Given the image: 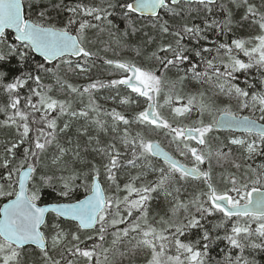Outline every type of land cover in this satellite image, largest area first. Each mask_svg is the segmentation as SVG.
<instances>
[{"label":"snow or ice","instance_id":"snow-or-ice-1","mask_svg":"<svg viewBox=\"0 0 264 264\" xmlns=\"http://www.w3.org/2000/svg\"><path fill=\"white\" fill-rule=\"evenodd\" d=\"M230 3L245 8L241 21L251 20L258 26L259 34L247 39L233 38L230 42L213 41L211 47H189L183 43L185 39L208 40L207 30H215L217 34L231 31L232 12L224 3L219 4V9L226 14L223 21L209 23L205 18L203 27L185 23L172 28L161 16V11L178 17L184 14L188 5L195 4L206 13H212L217 0H102L101 5L85 4L83 0L69 5L59 0L52 4V8L58 10V16L68 14L61 23L51 19L46 5L40 6L43 0H29V9H39L35 19L26 15L24 0H0V64L15 59L18 67L24 69L31 54L38 53L43 58V62H36L34 69L20 71L7 82L9 72L0 68V89L7 95V102L0 106V112L6 116L0 126L15 128L16 132L14 139L4 143V155L0 158V168L6 170V175L0 179L8 182L6 187L0 184V197L9 198L0 208V264H81V261L83 264H113L110 257L134 255L137 249L150 250L147 264H206L211 246L219 240L226 241L231 249H239L241 253L245 248L264 249V162L255 167L247 163L257 156H264V124H259L251 116L238 114L249 109L259 111V119L264 121V11L249 0H230ZM117 8L125 22L122 36L127 37L129 31L133 35L140 31L132 20V16L137 15L148 19L150 27L158 28L162 37L171 35L173 42H161L150 53L148 59L155 61L154 67L123 59H105V64L120 70L119 79H112L107 84L94 81L82 89L69 83L66 79L68 73H86L91 67L90 61L97 56V52L89 47L93 43L88 35L90 30L99 29L102 33L106 29L101 25L106 24L110 37L118 45L123 43L117 33L111 31L116 25L110 19L113 12L109 9ZM154 41L155 37H148L147 43ZM134 50L137 55L141 54L138 48ZM253 69L256 75L250 82ZM173 70L174 79L169 78ZM40 73L50 74L59 89H66L69 95L83 97L88 94L89 104L74 110L72 100L49 95L53 85L44 84ZM241 75L245 77L243 87L237 83ZM190 82L200 85V89L185 93ZM204 85L208 88L204 89ZM118 86L128 90V95L120 98V104H136L139 108L142 99L146 107L133 111L130 117L116 109L104 113L112 120L111 131L118 135L113 142L94 147L92 151L106 159L102 167L115 192L111 195L105 193L98 182L100 169L93 163L90 173L72 172L68 176L55 177L62 184L58 194L63 197L70 196L76 180L82 177L85 181L90 180L91 183L86 185L90 194L85 200L40 206L42 189L54 188V176L39 167L43 158L55 149L51 160L54 166L65 163L69 153L74 161L83 162L80 145L65 147L59 142V134L69 131L71 119L88 120L89 109L98 111L91 96L92 90ZM23 89H27V93L21 95ZM208 91L216 100L220 97H226L229 102L234 100L237 111H233L231 103L216 107V100L206 94ZM161 98L163 103H160ZM214 111L218 115H213ZM194 113L198 118L191 124L185 123ZM206 114L212 119L206 121ZM65 116L70 119L61 127L58 121ZM92 123L107 131L104 121L95 119ZM133 126L139 129L135 134L132 133ZM223 128L241 129L254 134V138L248 142L232 137L226 144L213 148L210 144L212 133ZM33 130L35 135H32ZM77 133L86 135L87 129H77ZM153 134L167 139L175 155L162 147L161 141L153 138ZM93 139L89 136V143ZM67 143L72 144L71 138ZM25 144L23 160L18 167L13 166L16 150ZM96 144H100L98 139ZM230 146L242 149L243 164L231 158ZM225 148L228 150L224 151ZM181 158L190 159L191 167ZM213 159L218 164L229 162L237 170L220 174L225 185L223 190L213 183ZM204 165L207 166L202 168ZM125 167L135 169L136 173L129 174L121 188L118 173ZM242 167L245 171L238 175ZM150 174L155 178L148 179ZM189 179L200 181L206 190L183 200L178 185ZM159 195L165 199L171 197L172 204L169 218L162 217L157 221L162 225L157 228L149 222L148 213L150 202ZM49 212H54L57 218L50 225L45 219ZM214 214H221L222 218L209 231L202 221ZM61 217L76 222V231L70 233L71 241L75 243L70 247L64 244L69 233L61 228ZM248 221L255 222L256 227L253 229ZM229 222L230 230L227 228ZM121 225L125 226L119 227ZM110 229H113L111 245L105 247ZM193 229L201 231L200 237L194 242L183 241L181 237ZM218 229L224 230L223 236L213 235ZM48 231L50 244L46 238ZM85 231L93 233L85 239L94 240L95 237L91 248L81 246L84 242L79 233ZM130 235L135 243L130 249L121 251L118 246ZM253 235L261 242L245 243ZM173 248L175 255L169 254ZM224 261L225 264H255L254 260L241 255L233 260L226 254Z\"/></svg>","mask_w":264,"mask_h":264},{"label":"trees","instance_id":"trees-1","mask_svg":"<svg viewBox=\"0 0 264 264\" xmlns=\"http://www.w3.org/2000/svg\"><path fill=\"white\" fill-rule=\"evenodd\" d=\"M59 0H43V4L40 5L43 7L46 5L49 10V15L51 19L56 23H61L64 19L67 18V13H61L58 16V10L52 8V4L58 3ZM66 4L72 5L77 2V0H64ZM85 4H94V5H101L102 0H83ZM250 3H253L257 6V8L260 11H264V6H262V0H249ZM224 3L229 10L232 12V20L233 23L231 25V31L227 34H217L215 30H207L206 35L208 36V40L196 42L194 40H188L185 39L183 43L188 45L189 47H200L203 46H212V42H222V41H229L233 38H245L247 39L250 36H254L259 34V28L257 25H253L251 20L248 21H241V17L244 15L245 8L243 6L237 7L234 4L230 3V0H217V7L213 10L212 13H206V10H203L198 5H188L185 8L184 14L182 16L178 17H171L165 14L163 11H161V16L164 20H167L169 25L172 28L178 27L180 25H183L185 23L191 25H199L201 27L204 26V20L207 18L208 22L210 23L212 20L223 21L225 18V12L221 9H219V4ZM24 6L26 9V15H30L33 19L36 18V12L39 10L37 7H33L29 9V0H24ZM106 6V5H105ZM189 9H197L195 11H189ZM109 11L113 12V15L110 17V19L113 20V23L116 25V28H112V32L117 33V37L123 41L121 44H117L115 40H113L108 31V26L106 24L101 25V27H104L106 30L104 32H100L99 29H92L89 31L88 35L89 38L93 40V43L89 46L92 51L97 52V56L93 57L90 61L91 67L89 68V71L86 73H68L66 76V79L69 83H72L75 86L81 87L84 85H87L88 83L94 82V81H101L105 84H107L112 79H119L122 75L120 70L115 69L112 66H109L104 63L105 59H123V60H129L132 61L138 65L144 66V67H154L155 61L149 60L148 56L151 52L155 51L157 46L163 42V43H169L173 42L174 38L171 35H165L162 37V35L159 32V29H153L149 25V20L145 18H140L137 15L132 16V20L135 23V26L140 29L135 35L131 34L129 31V35L127 37L122 36L121 33L123 32V29L125 27V22L121 16V10L119 8L112 10L109 9ZM93 23H98L96 21H92ZM119 29V31H117ZM147 33V36L145 35ZM148 37H155V41L151 44L147 43ZM11 38V37H10ZM107 48V51H104V49ZM139 49L141 54L137 55L136 51L134 49ZM6 51V49H5ZM43 62V60L39 57H37L35 54H31L28 62L25 65L24 69H20L17 65V61L15 59H10L6 64H0V68L7 70L9 72V76L6 78V82L10 81L13 75L19 74L20 71L24 70H32L35 68L36 62ZM56 62H53L55 64ZM52 66V65H48ZM42 81L44 84H51L53 85V90L49 95L53 96L57 99L62 100H72L73 101V109L74 110H80L81 108H84L85 105L89 104V96L88 94H85L83 97L77 95V94H71L67 92L65 89L64 91H61L59 89V86L55 84L54 78L47 73H40ZM61 75H64V73H61ZM256 75L255 70H251V75L249 76V81L252 82V78ZM169 78L174 79L175 78V71L169 73ZM245 77L241 75L240 80L237 81V83L240 84L241 87H243V80ZM33 86V85H30ZM258 87V85H257ZM204 89L208 88V85L203 86ZM198 89H200V85H197L195 83L190 82L186 88L185 93L188 92H195ZM27 93V89L21 90V95H24ZM208 96H211L214 100H216V97L213 96V93L211 91H208L206 93ZM128 90L125 89L123 86H118L117 88H98L95 90H92L91 96L92 99L95 100L96 106L98 107V111H91L89 109V119L85 120L83 118L79 119H71V128L68 132L59 134V142L63 144L65 147H71L75 148L76 144L78 143L80 145V152L81 156L83 157V162L81 161H74L72 159V154L69 153L67 157H65V163H62L59 165V167L52 165L51 160L53 153L55 149H52L48 152V154L43 158V163L39 165L42 171L46 172L48 175L54 176L53 185L54 188H43L42 194H41V200L38 201L39 205L48 204V203H59V202H75L82 197H84L88 193V189L86 187L87 184H90V180L85 181L83 177L79 180H76L74 184L71 187V193L68 197L60 196L58 193L62 190V184L59 182L58 179H55V177H59L61 175L68 176L72 172H76L77 174L80 173H90L91 164H96L97 167L100 169V174L98 176V179L102 185V188L105 190V193L107 195H111L113 192H115L114 185H111L106 180V174L104 172V169L102 165L106 163V159L100 155H98L96 152L92 151L94 147H103L106 146L108 143L113 142V138L118 135V133H113L111 131V125L112 120L110 117L104 115L105 111H111L112 109H116L117 111L121 112L122 114H125L126 116H131L133 111L139 110L140 108L146 107V104L143 102V100H140L139 108L136 104H130V105H122L120 104V98L127 96ZM133 98H135L133 96ZM35 99V98H34ZM7 102V95L3 93L2 89H0V106H3ZM160 103H163V98H161ZM231 103L233 111H237L236 102L233 100L229 102V100L226 97H220L219 100H216V107H224L225 104ZM21 107L23 108V102ZM165 114H167V109H164ZM9 113H11V110H9ZM239 115H246L251 116L252 118L256 120H260L259 117L261 116V113L259 111H252V110H244L241 112H238ZM38 116V114H36ZM55 115V113H53ZM213 115H218L215 111L213 112ZM197 115L194 113L191 120L185 121V123L191 124L193 120L197 119ZM6 119L5 113L0 112V121H3ZM31 119V118H30ZM70 118L65 116L61 118L58 121L59 126H63V123L66 120H69ZM99 119L105 122V126L107 128V131H102L98 128V126L94 123H92L93 120ZM204 119L206 121H209L212 119V116L205 115ZM261 121V120H260ZM264 122V121H262ZM121 130L123 129V125L120 126ZM87 129L86 135H78L77 129ZM135 126L132 128V133L135 134L136 131H138ZM35 131L33 130L32 135H35ZM16 136L15 128H8L0 126V158L3 157V145L5 142L14 139ZM92 136L94 139L89 143L88 137ZM245 137L247 140H252L254 138V135L251 134H236L232 132H226V131H216L212 133L213 139L210 140V144L213 148L218 147L221 143H227V140L232 137ZM216 137H219V139H215ZM71 138L72 144L69 145L67 142ZM153 138L159 139L161 141V146L164 147L166 150L172 152L175 155L174 149L168 144L167 139H165L162 135L157 136L156 134H153ZM100 141V144H96V140ZM118 147H120L118 141H117ZM27 144L21 146L16 150L15 158L12 160L13 166H19L20 162L23 160V147H26ZM232 148V159H235L237 162L244 163L243 157H242V149L236 147V146H230ZM224 151H227L228 149H223ZM121 151H123V148L121 147ZM182 159V158H181ZM182 162L187 164L188 166H191V160L190 159H182ZM264 162V156H257L253 160L247 161L248 164H251L253 167L256 165ZM207 165L202 166L206 167ZM64 171H61L60 169H65ZM237 170L231 166V163L229 162H222V164H218L215 159L212 160V176H213V183L216 184L218 189L223 190L224 184L222 182L221 173L226 172H236ZM245 169L242 167L240 169V172L237 173L238 175L244 173ZM136 170L131 169L130 167L122 168L118 173V182L121 185V188L123 187V184L127 181L129 174L135 175ZM6 175V170L3 168H0V176ZM154 174H150L148 176V179H154ZM14 179H17L14 176ZM7 181L0 179V184H4L5 187L7 186ZM16 186V185H15ZM181 188L180 191V198L183 200L190 199L195 193L206 190L205 186L200 182L196 180L189 179L187 182H181V184L178 185ZM251 185L249 186L250 190ZM257 187H261L260 185H257ZM175 195V193H174ZM232 195H235V193H232ZM7 197H0V205L8 200ZM172 204V198L168 197L165 199L163 195H159L156 198H154L150 204H149V213L148 218L149 222L156 226L157 228L162 227V225L157 224V221H159L162 217L164 219H168L170 216V208ZM194 211V210H193ZM181 217L183 216V212H181ZM222 218L221 214H214L213 216L207 217L206 220L202 221L205 228L209 231L212 230L213 224L218 222ZM46 222L50 225L53 221H55L56 215L52 213H48L46 216ZM235 219V218H233ZM244 222V221H242ZM251 224V227L254 229L256 227L255 222L248 221ZM59 223L61 225V228L64 229L66 233H69L66 240L64 241V244L67 246H71L72 243H75L74 241H71V235L70 233L73 231H76V224L72 221L59 219ZM125 225H121L119 227H124ZM227 228L230 230L231 228V222L228 223ZM111 231L113 229L109 230V235L106 237V241L104 243L105 247H110L111 245V239L112 236L110 235ZM219 234L221 236L224 235L223 229H218L217 232H214L213 235ZM81 240L84 242L83 246H87L89 248L92 247L94 240H87L85 239L88 235H93L90 231H85L79 233ZM135 235V234H132ZM201 235V231L199 229H193L190 232L186 233L184 237H181V239L185 242L189 241H196ZM50 231L46 232V238L47 242L50 244ZM254 242V243H260V239L253 235L250 237V241H247L245 243ZM135 241L132 240V236L130 235L123 243H121L118 247L121 251H125L127 249H130L132 247V244H134ZM202 248V244L200 245ZM31 251V249H29ZM171 255H175L174 248L169 252ZM231 255L233 260L235 256L241 255L245 259L254 260L255 264H264V249H251V248H245L244 252L241 253L239 249H231L230 246L227 244L226 241L219 240L216 241L209 250V256L206 258V264H225L224 257L225 255ZM66 256H68L67 253H65ZM151 253L150 250L147 249H137L136 253L133 255L132 253H129L126 257H120L119 255H116L114 258H111L113 260V264H147V260L150 259ZM57 258H59L57 256ZM69 258H71L69 256ZM103 257L101 256V259ZM33 259H35V254H33ZM81 264H83V261H81Z\"/></svg>","mask_w":264,"mask_h":264},{"label":"water","instance_id":"water-1","mask_svg":"<svg viewBox=\"0 0 264 264\" xmlns=\"http://www.w3.org/2000/svg\"><path fill=\"white\" fill-rule=\"evenodd\" d=\"M33 54H35L37 57H39V58H41V59L43 60V58L40 57L38 53H33ZM74 59H76V58H74ZM257 122H258L259 124H264L263 122H260V121H257ZM220 130H222V131L235 132V133H239V134L246 133V132H244V131L241 130V129H229V128H223V129H220ZM98 182H100L99 179H98ZM90 183H91V181H90ZM16 187H17V189H18V184H16ZM101 187H102V186H101ZM262 190H264V188H263ZM89 194H90V193L88 192L84 197H82V198L79 199V200H85V199L88 197ZM13 198H14V197H13ZM77 201H78V200H77ZM77 201H75V202H59V203H76ZM7 202H8V200L5 201V202H3V203L0 205V208H2V207H3V204H4V203H7ZM51 204H54V203L43 204V205H40V206H49V205H51ZM49 213H53V214H55L54 212H49ZM47 214H48V213L45 214V218H46V215H47ZM55 215H56V214H55ZM61 219L68 220V219H65V218H63V217H61ZM68 221H71V220H68ZM73 222H74V221H73ZM75 223H76V222H75Z\"/></svg>","mask_w":264,"mask_h":264},{"label":"rangeland","instance_id":"rangeland-1","mask_svg":"<svg viewBox=\"0 0 264 264\" xmlns=\"http://www.w3.org/2000/svg\"><path fill=\"white\" fill-rule=\"evenodd\" d=\"M238 138H241V139H245L247 140L245 137H241V136H238ZM248 142H251L252 140H247Z\"/></svg>","mask_w":264,"mask_h":264}]
</instances>
